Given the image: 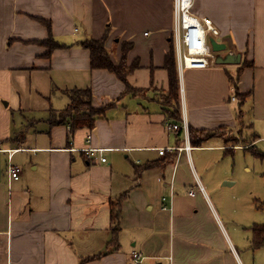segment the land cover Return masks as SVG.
I'll return each mask as SVG.
<instances>
[{
  "label": "crops",
  "instance_id": "crops-1",
  "mask_svg": "<svg viewBox=\"0 0 264 264\" xmlns=\"http://www.w3.org/2000/svg\"><path fill=\"white\" fill-rule=\"evenodd\" d=\"M191 11L211 53L180 67L175 0H0V264H135L133 251L140 264H264V245L252 246L264 223L246 241L236 159L264 158V0H194ZM51 35L63 45L47 54ZM103 38L126 80L92 66L85 42ZM173 50L180 119L167 99ZM231 52L241 60L218 61ZM89 86L106 106L93 126L49 122L70 103L65 89ZM183 119L211 135L194 143L168 127ZM90 132L106 162L84 151Z\"/></svg>",
  "mask_w": 264,
  "mask_h": 264
},
{
  "label": "trees",
  "instance_id": "trees-1",
  "mask_svg": "<svg viewBox=\"0 0 264 264\" xmlns=\"http://www.w3.org/2000/svg\"><path fill=\"white\" fill-rule=\"evenodd\" d=\"M42 43L49 46L47 54H51V51L56 47H60L63 44L57 41L53 35L45 40H41ZM85 44L91 50V62L92 66L95 68H106L115 72L121 79L126 80L129 70L125 65V58L123 61L116 65L112 58L110 57L109 50L105 46V39H91L85 42ZM248 64L247 61H244L242 68ZM167 67L170 72V82L171 89L167 95V99L173 105L172 115L176 116L178 119L181 118L180 111V79L179 72L177 68L176 55L174 50L168 55L167 58ZM70 97V103L62 110H51V115L49 117V122L52 125L64 123L68 118H71V127H79L82 125L93 126L97 119L98 115L104 113L106 106L101 108L96 107L93 102V90L89 87L84 88H72L64 90ZM237 95L243 101L248 92L241 93L238 91ZM203 134L194 129H189V134L194 143H201L203 140H206L211 134L209 131L202 132ZM247 140V139H246ZM251 148V147H250ZM260 155H264L262 152H258ZM139 171V170H138ZM115 203V202H114ZM112 219L115 224V234L119 229V223L121 219V204L120 201L114 204ZM253 228V240L252 246L254 248L264 245V225L263 224H254ZM93 257V256H92Z\"/></svg>",
  "mask_w": 264,
  "mask_h": 264
},
{
  "label": "built area",
  "instance_id": "built-area-1",
  "mask_svg": "<svg viewBox=\"0 0 264 264\" xmlns=\"http://www.w3.org/2000/svg\"><path fill=\"white\" fill-rule=\"evenodd\" d=\"M193 2L194 0H175V27L173 37L180 67L187 65V60L193 56H204L211 53L206 26L191 11ZM236 98L237 96L233 95L232 99L235 100ZM168 127L171 129L182 128L185 130L186 135L189 136L188 122L186 119H183L181 123L170 122ZM92 138V133H88L87 142L89 144L84 148V151L88 157L106 162L108 160L105 154L107 148L94 146L92 144ZM167 149L162 147L159 148V151L161 154H165ZM186 149L189 150L190 146L186 145ZM8 172L12 178L19 179L22 174V168L19 165L10 163ZM191 193L195 194V190H192ZM133 257L135 264H140L144 259V255L140 251H133Z\"/></svg>",
  "mask_w": 264,
  "mask_h": 264
},
{
  "label": "rangeland",
  "instance_id": "rangeland-1",
  "mask_svg": "<svg viewBox=\"0 0 264 264\" xmlns=\"http://www.w3.org/2000/svg\"><path fill=\"white\" fill-rule=\"evenodd\" d=\"M259 148L264 150V141L259 144ZM236 159L245 169L239 187L244 184L242 189L246 191L247 241L252 233L249 225H252L253 221L264 223V158L246 149L238 151Z\"/></svg>",
  "mask_w": 264,
  "mask_h": 264
},
{
  "label": "water",
  "instance_id": "water-1",
  "mask_svg": "<svg viewBox=\"0 0 264 264\" xmlns=\"http://www.w3.org/2000/svg\"><path fill=\"white\" fill-rule=\"evenodd\" d=\"M214 47L216 50H221L223 49V44H218V42H214L213 43ZM242 58V54L241 53H230L225 57L220 56L218 61L219 62H239Z\"/></svg>",
  "mask_w": 264,
  "mask_h": 264
}]
</instances>
